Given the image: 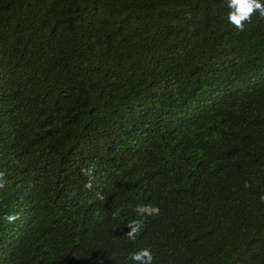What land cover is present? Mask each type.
Segmentation results:
<instances>
[{
    "label": "trees",
    "instance_id": "1",
    "mask_svg": "<svg viewBox=\"0 0 264 264\" xmlns=\"http://www.w3.org/2000/svg\"><path fill=\"white\" fill-rule=\"evenodd\" d=\"M227 12L0 0V264H264V18Z\"/></svg>",
    "mask_w": 264,
    "mask_h": 264
},
{
    "label": "clouds",
    "instance_id": "2",
    "mask_svg": "<svg viewBox=\"0 0 264 264\" xmlns=\"http://www.w3.org/2000/svg\"><path fill=\"white\" fill-rule=\"evenodd\" d=\"M226 5L228 8L227 20L239 31L245 30V24L252 22V17L257 13L261 18H264V0H226ZM93 169L90 167H85L81 169L83 175L89 177L88 184L86 185L89 189L92 188V177ZM4 173L0 172V188L5 186V181L3 180ZM97 197L101 200L104 199L102 193H97ZM264 199V197H262ZM134 211L139 216H158L160 214V208L158 206H153L150 203L137 204ZM19 218V214H6L3 219L7 223H13ZM127 227L130 231L127 232V237L129 240H135L136 234L141 229V223L139 220H131L128 222ZM154 256L149 248H142L133 251L126 258V264H153Z\"/></svg>",
    "mask_w": 264,
    "mask_h": 264
}]
</instances>
